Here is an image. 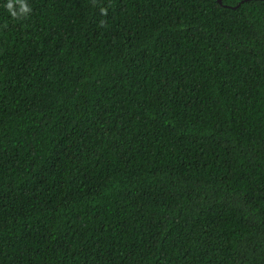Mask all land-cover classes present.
Segmentation results:
<instances>
[{
	"label": "trees",
	"instance_id": "1",
	"mask_svg": "<svg viewBox=\"0 0 264 264\" xmlns=\"http://www.w3.org/2000/svg\"><path fill=\"white\" fill-rule=\"evenodd\" d=\"M22 2L0 264H264V0Z\"/></svg>",
	"mask_w": 264,
	"mask_h": 264
},
{
	"label": "clouds",
	"instance_id": "2",
	"mask_svg": "<svg viewBox=\"0 0 264 264\" xmlns=\"http://www.w3.org/2000/svg\"><path fill=\"white\" fill-rule=\"evenodd\" d=\"M21 3V12H28L30 11V9L27 7V5L23 4L22 0H20ZM7 8L9 9V11L12 10V3L11 0H9V3L7 4ZM13 16H16L17 14L15 12H12Z\"/></svg>",
	"mask_w": 264,
	"mask_h": 264
},
{
	"label": "water",
	"instance_id": "3",
	"mask_svg": "<svg viewBox=\"0 0 264 264\" xmlns=\"http://www.w3.org/2000/svg\"><path fill=\"white\" fill-rule=\"evenodd\" d=\"M219 3H221V0H218Z\"/></svg>",
	"mask_w": 264,
	"mask_h": 264
}]
</instances>
